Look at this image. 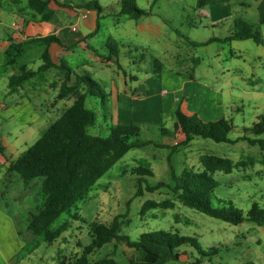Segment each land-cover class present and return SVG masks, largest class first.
Segmentation results:
<instances>
[{"label":"rangeland","instance_id":"374dc122","mask_svg":"<svg viewBox=\"0 0 264 264\" xmlns=\"http://www.w3.org/2000/svg\"><path fill=\"white\" fill-rule=\"evenodd\" d=\"M118 1L98 0L99 5L103 7H115ZM148 1L152 3L151 6ZM8 2L10 1L0 0V13L5 14L7 24L11 25L13 17H7L10 10ZM137 4L150 11V14L139 20L126 15L101 19L97 34L90 40L95 49L90 52L97 53L101 58L86 70L87 67L82 65L85 54L78 52L76 59L69 66L79 76L87 75L97 81L106 94L105 97L88 96L85 100V106L96 113L95 124L89 129L92 134L108 136L114 117L119 115L121 124L138 123L141 126L142 140L163 143L166 147L148 144L125 154L97 181L85 199L79 201L71 212H63L53 223V227L57 228L69 221L70 226L63 233L66 239H60L53 244L47 241L39 243L27 263L42 264L40 257L53 253L58 254L62 261L65 257L73 260L92 243L90 225L94 221L104 222L116 215L125 214L124 219H121L122 233L134 240L138 239L141 233L148 231L177 232L195 237L206 251L217 249V253L205 257L201 264H264V227L247 220L234 225L206 215L183 205L169 188L174 184L172 170L177 174H180L184 167L202 170L200 157L206 153L215 154L229 157L234 162L244 160L249 163L233 169L230 173H214L219 185L213 193V204L222 206L232 202L245 212L254 202L264 207V150L257 144L240 139L245 135L244 128L252 126L264 115V45L256 43L253 39L220 41L219 39L233 34L236 16L213 21L212 13L206 16L198 7V0H158L156 4L152 0H138ZM234 5L235 2H231V6ZM238 17L253 24L249 19L258 18V14L250 10L239 13ZM253 30H258L264 38V24L253 26ZM109 35H112L110 44ZM112 48H116L118 52L117 56H111L113 60L109 62L106 57L112 54ZM35 53L36 49H30L27 59H36ZM101 62L105 65H101ZM162 65L174 74L183 72L187 75L195 69L197 82L223 90L222 117L233 122L234 129L230 138L234 141L218 143L212 139L195 137L187 146L177 147V137L172 132H161V126L171 129L174 124L172 114H165L162 111L163 106L161 107V89L165 85L174 84L173 80H168L165 84L163 78L158 75ZM227 69H230V72L223 73ZM210 70L213 73L209 75ZM68 72V69L57 70L49 75V78H57L58 73L64 74L63 78H66ZM124 74L127 75V83L124 82ZM135 76L138 78L135 79ZM130 77L133 79H129ZM53 80H56L54 85H57L58 79ZM77 80L78 76L74 74L68 85L75 84ZM80 86L79 84L74 92L61 98V112L84 93L81 92ZM114 86L122 93L124 88L131 90V94L135 91L134 95L138 99H133L135 102L131 110L126 108L120 109L119 112L118 105L113 104L110 93ZM187 90L191 92L193 88ZM260 137L264 138V134ZM173 146L176 149H172ZM139 166H144L153 173L152 176H146L147 183H162L164 186L154 191H145L142 197L135 196L139 176L134 170ZM43 180V177L33 179L27 198H24V205L28 204L32 213H37L43 203ZM6 185L9 193L0 200V205L6 207L5 203H8L7 207L20 220L25 230L27 216L23 210L16 209L17 203L13 201L19 182L13 180L3 186ZM149 199L175 200L177 206L151 209L142 215V205ZM127 250L129 249L121 242L111 240L89 256L95 261L111 256L115 258L116 264H129L125 254ZM191 250L199 256L195 249ZM45 259L44 264H51L49 258Z\"/></svg>","mask_w":264,"mask_h":264},{"label":"trees","instance_id":"16d2710c","mask_svg":"<svg viewBox=\"0 0 264 264\" xmlns=\"http://www.w3.org/2000/svg\"><path fill=\"white\" fill-rule=\"evenodd\" d=\"M152 1L157 2V0ZM49 2L50 0H29V6L41 14L44 19H50L51 14L47 10ZM61 6L72 8V5L68 3L61 4ZM79 6L96 10L99 18L104 15L105 7L99 5L98 0H83ZM117 13L120 16L126 15L131 19L139 20L143 16L149 15L150 12L139 7L136 0H121V7ZM236 39H253L256 43L264 45L261 34L253 30L252 25L242 18L235 20V30L232 35L219 40L232 41ZM53 42L61 43L56 35L37 37L22 43H12L6 51L7 63H16L25 46L41 44L46 46V49L42 53L44 63L40 71L52 68L55 65L51 60L48 47ZM193 43L197 45L196 42ZM117 52L116 48H112V55L117 56ZM59 68L61 70L68 69L70 72V69L64 65H60ZM69 72L66 73L59 97L64 98L74 92L81 83L86 86V91L80 94L75 102L51 123L40 138L15 159L8 168L9 171L20 174L25 185L37 177L44 178L41 185L44 200L39 211L33 213L29 218V228L35 234L43 236L49 243L59 237L70 225L67 221L54 228L53 223L63 212H71V209L79 201L85 199L97 181L125 154L132 149L148 144L166 147L163 143L142 140V128L137 123H113L110 125L108 136L92 134L89 129L95 124L96 113L85 106V100L88 96L101 95L105 97L106 94L98 82L87 75L79 76L75 84L68 85ZM35 74L36 72L22 66L21 73L10 79V88H16ZM172 116L174 117L173 127L169 129L161 126V132L163 134L181 132L183 139L177 143V147L187 146L195 137L212 139L218 143L234 141L230 138V133L234 129L231 119L221 117L217 120L205 121L197 113H185L182 110L181 102L174 107ZM244 131L245 135L240 139L257 144L264 150V138L260 137L264 134V115L260 116L252 126L245 127ZM172 149H176V147L173 146ZM200 163L203 167L202 170L184 167L180 174L172 170L174 184L169 188L177 199L187 207L227 223L238 225L247 220L264 227V207L257 202H254L247 212L232 202L222 206H215L212 202L214 190L219 185L214 173L216 171L230 173L233 169L249 162L244 160L234 162L229 157L206 153L200 157ZM134 173L139 176L138 189L135 193L137 197L143 195L145 191H154L164 186L162 183L156 185L147 183L146 176H152L153 173L144 166L136 168ZM174 205L175 200L171 199L163 201L149 199L144 202L141 214L144 215L146 211L155 208H172ZM124 216L126 215H116L110 223L94 221L90 225L92 243L86 246L83 253L76 256L69 264H116L115 258L111 256L96 261L89 259L91 253L113 239L124 242L128 247L137 250V255L129 259V264H164L171 260H180V249L183 246H190L199 254L193 261L186 264H201L205 257L217 253V249L204 250L195 237L166 230L143 232L138 239L134 240L122 233L123 221L121 219H124Z\"/></svg>","mask_w":264,"mask_h":264},{"label":"crops","instance_id":"0c3cea01","mask_svg":"<svg viewBox=\"0 0 264 264\" xmlns=\"http://www.w3.org/2000/svg\"><path fill=\"white\" fill-rule=\"evenodd\" d=\"M9 1L10 10L7 12V17H13L11 25L7 24V18H4L5 14L0 13V200L4 199L6 194L9 193L7 185H3L6 182L11 183L13 180L18 181V191H16L13 201L17 203L16 209L23 210L27 217L25 219L26 229L24 230L20 220L7 207L9 204L5 203L6 207L0 205V264H28L27 261L36 250L35 248L39 247V243L45 242V239L29 228V218L33 213L28 204L24 205V198H27L29 185L32 181L25 185L21 175L18 174L20 176H17L15 174L17 172L9 171L8 168L62 114L61 101L63 99L59 97V94L61 83L65 81V78H63L65 75L58 73L56 74L57 78L52 79L49 78V75L57 70L61 71L59 67L64 65L71 72L69 81L74 74L79 77V74L69 66L76 59L75 55L78 52H84L85 54L82 65L84 68L87 67L86 70L92 67L94 61L101 58L97 53L92 54L90 52V50H95L90 44V40L97 34L101 19L105 20V18L108 19L111 16L112 18L120 17L117 12L121 7V0L118 1V5L115 7L105 6L104 15L100 18L96 10L79 6L83 0H50L47 9L50 14L52 13L50 19H44L41 14L31 8L29 0ZM233 1L235 2L234 7L231 6ZM137 2L138 0H136ZM64 3L72 5V8L61 6ZM150 3L149 6L152 4ZM198 7L208 12L209 16L212 13L213 21L231 16H236V20L239 18V13L253 10L257 12L258 18L249 19L253 22L250 25L253 27L264 24V0H198ZM114 26H116L115 22ZM47 35H56L61 41V43L53 42L48 47L54 67L40 71L44 63L42 62V53L46 49V46L41 44L25 46L16 63H7L6 51L10 44L22 43L29 39ZM111 38L112 35H109L108 42ZM30 49H36V59H27ZM111 56L112 54L106 57L109 62L113 60ZM101 65L105 64L101 62ZM22 66H26L28 70H32L36 74L16 88L11 89L10 79L21 73ZM166 68L162 65L161 72L158 75L161 76V79L163 78L165 84L168 80H173L174 84L165 85L161 89L163 97L161 107L163 106L162 111L165 114L171 115L173 107L181 102L182 110L185 113H197L205 121L217 120L222 117L224 111L222 89L211 88L203 82H197L195 80L197 78L195 69L189 73L190 75H186L183 72L174 74ZM226 71L230 72V69L224 70L223 73ZM211 73H213L212 70L209 71V75ZM216 77L219 78L218 75ZM134 78L137 79L138 77L135 76ZM53 79H58L57 85H54L56 80ZM127 79V75L124 74L125 83H127ZM129 79L133 78L130 77ZM218 80L220 82V78ZM80 85L81 92H85L86 86L83 83ZM114 87L116 88V86ZM114 87L110 94L113 104L118 105V111L120 112V109L126 108L131 110L135 102L133 99H138L134 95L135 91L131 94V92L129 93L131 90L124 88L122 93L118 87L116 89ZM187 88H193V91L190 92ZM118 111L117 114H119ZM113 122L114 124L120 123L119 115L114 117ZM174 135L177 137L175 143L181 142L183 139L182 133L176 132ZM20 198H22V201H20ZM176 206L177 204L174 207ZM113 219H106L104 223H110ZM64 232L51 244L59 242L60 239L65 240ZM121 243L129 249L125 253L128 261L137 255L136 249L128 247L124 242ZM191 249L194 248L181 247L180 260H171L164 264H186L193 261L197 254ZM45 258H49L51 264H69L72 261L70 257L68 259L65 257L62 261L58 254L53 253L50 256L42 255L40 257L42 264H44ZM89 259L95 261L92 256H89Z\"/></svg>","mask_w":264,"mask_h":264},{"label":"built area","instance_id":"2783aa9c","mask_svg":"<svg viewBox=\"0 0 264 264\" xmlns=\"http://www.w3.org/2000/svg\"><path fill=\"white\" fill-rule=\"evenodd\" d=\"M203 12H204V14H205L206 16H208V13H207L206 11L203 10ZM73 29H74V28H73Z\"/></svg>","mask_w":264,"mask_h":264}]
</instances>
